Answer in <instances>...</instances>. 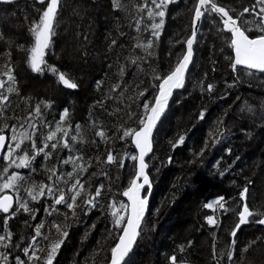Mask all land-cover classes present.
Returning a JSON list of instances; mask_svg holds the SVG:
<instances>
[{
    "label": "trees",
    "instance_id": "16d2710c",
    "mask_svg": "<svg viewBox=\"0 0 264 264\" xmlns=\"http://www.w3.org/2000/svg\"><path fill=\"white\" fill-rule=\"evenodd\" d=\"M217 2L236 9L231 13L235 16L255 0ZM143 3L144 0H121L122 7L114 9L112 0H62L45 60L72 78L78 84L76 89L59 84L51 72H31L25 63L28 53L17 47L24 45L28 49L34 44L29 28L39 20L47 2L0 3V33L4 36L0 40V73L11 64L17 80L14 87L18 88V94L5 93L10 103L0 115V129L8 132L10 144L13 128L17 140L21 139L19 133H34L38 147L45 136L56 131L57 124L65 129L71 124L70 136H78L76 141H70V149L62 143L55 150L46 149L52 152L50 159L45 160L41 153L31 168H25L41 178L37 182L25 179L15 191L16 198L28 202L30 212L16 203V215L6 228V215L0 214V229L13 233L6 248L7 264H17V257L24 264H44L51 246L59 240L63 243L53 264L108 262L120 232L114 227L112 213L123 212L117 211L121 203L125 204L121 193L135 174L131 136L121 138L122 133L141 127L143 104L153 102L160 82L155 77L169 74L185 53L196 0H173L164 9L163 18H149L147 10L138 11ZM149 7L154 8L150 0ZM161 19L164 23L155 37L151 26ZM221 29L215 14L201 19L189 81L175 96L155 134L153 152L147 160L153 192L136 247L125 264H170L172 255L177 256L178 264H232L227 253L232 250L233 240L236 264H264V228L253 222L260 217H251L235 237L231 235L238 224L240 193L245 186L249 189L250 209L264 212V74L237 67L233 70L230 34ZM114 39L116 44L112 45ZM149 42L150 48L137 46ZM0 79L6 77L0 75ZM208 85L213 86L211 91ZM42 101L51 106L45 107ZM36 104H41L42 115L31 122L38 124V130L29 127L27 119ZM64 109H68L69 117L61 121ZM76 125L80 126L79 133ZM100 130L104 138L96 135ZM62 136V132L57 133L58 139ZM181 136L184 140L178 143ZM24 146L31 151L30 142L25 141ZM109 151L116 157L115 163L104 162ZM69 156L83 157L78 163L87 168L79 173L85 184L77 201L79 206L73 210L64 204L55 205L54 197L49 195L32 200L28 188L52 183L46 169L56 167L64 178L56 181V186L67 190L71 181L66 184L64 180L73 165L61 161ZM101 184L103 189L95 206L86 205L83 201ZM220 197L224 198V208L206 206ZM208 217L216 222L209 224ZM40 224L42 235L36 237L34 248L41 259H29L24 248L32 244L34 229ZM54 225H60L67 236ZM246 247L247 252L243 251Z\"/></svg>",
    "mask_w": 264,
    "mask_h": 264
},
{
    "label": "snow or ice",
    "instance_id": "6c2138e0",
    "mask_svg": "<svg viewBox=\"0 0 264 264\" xmlns=\"http://www.w3.org/2000/svg\"><path fill=\"white\" fill-rule=\"evenodd\" d=\"M13 0H0V3H12ZM39 3L44 4L45 0H38ZM114 9H120L122 7L121 0H112ZM173 2V0H150L151 5L154 8L149 7V0H144V3L138 6V11L144 12L147 10V15L149 18L152 17H161L165 16V8L168 3ZM62 3V0H47L46 8L43 10L38 21H34L29 28L30 35L34 37V44L25 49L24 45H18L17 47L20 50H24L28 53L25 63L30 68L31 72L37 74H43L45 71L51 72L57 77V82L69 89H76L78 84L73 81L66 73L59 71L53 65H49L45 60L46 50L49 49L53 35L55 34L54 25L58 16V9ZM193 31L192 36L186 41V52L178 59L175 67L164 77L156 76L155 79H159L162 82L158 85L159 93L155 97L154 102L144 103V115L140 118L139 123L142 127L139 130L126 129L123 131L121 138L131 136L133 142L136 145V148L139 149V156H132L131 159L139 161L138 171L135 174V177L130 181L129 187L123 192V196L127 197L129 204L121 203L120 209L117 211L123 210L120 215H117V212L114 211L112 214L115 217L114 227L120 229L121 235L119 237V242L111 248V259L110 264H122L125 260V257L128 256L129 252L132 249V246L139 235V228L143 217L145 215L147 198L141 195V190L145 185L149 184V177L145 172V169L148 167L145 162L146 155L152 150V133L153 129L156 127L157 122L160 120L162 114L164 113L168 100L172 95L173 89L180 88L183 86L185 73L189 67L193 56V43L196 39L197 30L196 23L201 20V18L206 15L215 14L219 17L220 24H222V31L230 33V46L234 51V62L232 64L233 70L236 69L238 65L244 66L248 69L257 70L261 73H264V0H255V2L250 7H244L243 10L237 13L235 16L231 13H235L236 9L227 8L220 5L217 0H196V3L193 6ZM247 16L253 17V19L246 18ZM139 23V21H137ZM164 20L161 19L159 23L152 24V35L155 37L159 36V32L156 31L162 27ZM258 32L259 35L251 37L249 33ZM3 33H0V40H3ZM116 44V40L112 41V45ZM138 47L150 48L152 47L151 42L147 45H137ZM9 60H11V52L7 53ZM135 63V60L132 61ZM6 71L0 73V75L6 77V79H0V115H3L4 108L8 103H10L9 95L5 93H17L18 88L14 87L17 83L16 76L14 75L15 69L11 64L5 65ZM123 72V69H121ZM119 85L114 86L112 91H116ZM213 88L212 85H208V91H211ZM140 95H144L143 92ZM45 107H50V102L42 101L41 102ZM251 111V109H249ZM41 113V104H36L32 112L29 113L27 118L29 123L28 126L34 130H38V124H34L31 121L40 117ZM69 117L68 109L63 110V114L60 117L61 121H65ZM203 117V113H201ZM23 127V126H22ZM72 125L68 124L67 129L63 127L62 124H57L56 131L51 132L44 138V143L42 146H37L34 133L22 132L19 133L21 137L20 140H17V135L15 134V128L12 129L13 135L11 140L13 144L8 145V151L3 155V160L6 161V165L3 167L2 172L4 176H0V179L4 180L3 183H0V193H4L6 190L17 189L18 185L25 180V177L20 175L18 172H12L9 174V169L11 168H31L32 161L35 160L37 155L43 154L45 160L51 158L52 152L46 151V149L55 150L58 145L62 143L64 148L70 149V141H76L78 139L77 135H71L68 129H72ZM75 130L77 133L80 132V126L76 125ZM3 129H0L2 132ZM62 132L63 136L59 139L57 138V133ZM97 136L104 138L105 133L103 130H100L96 133ZM5 135L0 134V151L5 147ZM184 137L179 138L178 143H182ZM30 142L31 151L24 146V142ZM54 141V142H53ZM49 142H52L49 144ZM175 146V145H174ZM208 147L207 142L205 143V148ZM204 149H201V155L203 154ZM22 153V155H17V153ZM83 157H72L69 156L67 159L61 161L63 164L71 163L73 165V171L67 173V179L64 180L66 184L71 181L70 186L65 189H61L56 186V181L64 179L59 173L56 167L46 169L49 173L48 180L52 181L51 184L42 183L39 185H32L28 188L27 194L31 197L32 200H37L46 195L54 197L55 205L64 204L69 209H75L78 207V198L82 197V193L85 191V184L81 182L79 173L81 171H87V168L78 163L82 160ZM105 163H115L116 157L112 154L111 151L108 152ZM91 164H88L90 167ZM123 167V163L120 164ZM34 171V169H33ZM5 176L7 177L5 179ZM56 178L53 180V178ZM140 177H143V183H138ZM251 183V182H249ZM103 185H99L94 193L89 194V198L83 201L86 205L95 206L96 198L101 195ZM248 187L245 188L240 193V198L244 203L242 204V211L238 213L239 223L235 226V229L232 230L231 235L236 236L237 230L240 228V225L248 223L250 217L258 216L259 219L254 220L253 222L260 225H264V212H258L250 209L247 203V194ZM223 197H220L218 200L213 203L207 204L206 206L211 208L213 204L219 205L220 208H224L225 205L221 203ZM14 203L19 204V208L23 209L25 212H30L28 208V202L22 200L19 197L14 201L12 195H0V212L6 214L3 221L4 228L7 227L9 219L13 218L16 215V210H14ZM112 207H115L113 204ZM51 214V213H49ZM73 215L75 212L73 211ZM35 217L33 216V219ZM216 221L212 217H208V223L214 224ZM58 232L66 237L67 232L61 229L60 225H54ZM41 228L43 224H40L35 227V235L32 238V244L29 247L24 248L25 255L29 256V259H41V257L36 255L35 240L36 237L42 235ZM0 246L5 248L8 247V243L11 242L13 233L8 231H3L0 229ZM62 240L57 241L51 246L50 251L47 253L44 264H53L55 256L58 249L60 248ZM252 243H255L253 241ZM234 245L235 240L232 241V250L227 253V260L231 261L232 264H236L234 259ZM252 245L249 244L248 247ZM248 247L243 249L247 252ZM183 251V247H181ZM31 253V255H29ZM215 247L213 248V256L215 257ZM17 264H24L23 261H20L17 257ZM0 260H3L7 264L8 257L3 253H0ZM170 264H178L177 256L172 255L169 257Z\"/></svg>",
    "mask_w": 264,
    "mask_h": 264
},
{
    "label": "water",
    "instance_id": "95a60500",
    "mask_svg": "<svg viewBox=\"0 0 264 264\" xmlns=\"http://www.w3.org/2000/svg\"><path fill=\"white\" fill-rule=\"evenodd\" d=\"M37 2H38V0H37ZM216 17L219 19V17H218L217 15H216ZM201 19H202V18H201ZM200 24H201V20L198 21V22L196 23V25H195L196 30H197V33H198L199 29H200ZM221 25H222V24H221ZM192 31H193V26H192ZM229 34H230V33H229ZM191 36H192V34H191ZM191 36H190V37H191ZM196 36H197V35H196ZM194 41H195V40H194ZM193 44H194V43H193ZM186 49H187V46H186V44H185V52H186ZM193 55H194V54H193ZM192 60H193V56H192L191 62H190V64H189V67H188V69H187V71H186V73H185V78H184L183 86L180 87V88L173 89L172 95H171V97H170L169 100H168V105H167V107H166L164 113L162 114L160 120L157 122L156 127L153 129L152 138H151V141H152V150H151V151L146 155V157H145V162H146V163H147L148 158L152 155L153 148H154V142H155V141H154V139H155V134H156V131H157L159 125L161 124V122L164 120V118L166 117L167 113L169 112V110H170V108H171V106H172V103H173V101H174L175 96H176L179 92H182V91L185 89V87H186V85H187V82L189 81V76H190V71H191V66H192ZM232 61L234 62V51H233V49H232ZM237 68L242 69V70H247V71H250V72H253V73H256V74H264V73H261V72H259V71H257V70L248 69V68H246V67H244V66H240V65H238ZM161 82H162V81L160 80V82L158 83V85H159ZM158 93H159V88H158V86H157V92H156V94H155V97L158 95ZM155 97H154V99H155ZM154 99H153V102H154ZM141 127H142V125H141ZM138 130H139V129H138ZM2 135H5V137H6V140H5V147H6V144H7V141H8V137H7L6 134H2ZM130 143H131V145H132V147H133V150L135 151V156L138 158V156H139V149L136 148V145H135V143L133 142V138H132V137H130ZM5 147H4V149H3L2 151H0V157H1L2 154H3V152H4V150H5ZM147 165H148V164H147ZM138 167H139V161H138V159H137V160H135V174H136V172L138 171ZM148 168H149V167H147V168L145 169V172H146V174H147L148 177H149V174H148ZM135 174H134V177H135ZM134 177H133V178H134ZM138 183H143V177H140V179L138 180ZM129 185H130V184H129ZM128 187H129V186H128ZM128 187H127V188H128ZM127 188H126V189H127ZM126 189H125V190H126ZM125 190H124V191H125ZM124 191H122V193H121V198H122V200H123L126 204H129V205H130V201H128L127 197H124V196H123V192H124ZM152 192H153V186H152V184H151V179H150V177H149V184L145 185L144 188L141 190V195L147 198V206H146V211H145V215H144V217H143V220L145 219V217H146V215H147V212H148V209H149L150 197H151V195H152ZM241 203L243 204L244 201L241 200ZM240 211H242V207H241ZM250 218H251V217H250ZM250 218H249V219H250ZM143 220H142L141 225H140V228H139V230H138L139 232H140V229H141V226H142ZM238 223H239V215H238ZM245 224H247V223H245ZM245 224L240 225V227L244 226ZM256 225H258V226L264 228V225H260V224H258V223H256ZM121 234H122V233H121V231H120L119 234H118V237H117V239H116V241H115V243H114V245H113V247L119 242V237H120ZM138 238H139V235L137 236V238H136V240H135V242H134V244H133V246H132L131 251L129 252L128 256L125 257V260L122 262V264H125V263L127 262V260L130 258V256L132 255V253L134 252V249H135V247H136V244H137ZM110 259H111V252H110V255H109L108 262H107L106 264H110Z\"/></svg>",
    "mask_w": 264,
    "mask_h": 264
},
{
    "label": "flooded vegetation",
    "instance_id": "af4514ba",
    "mask_svg": "<svg viewBox=\"0 0 264 264\" xmlns=\"http://www.w3.org/2000/svg\"><path fill=\"white\" fill-rule=\"evenodd\" d=\"M45 2H47V0H45ZM0 134H6L7 137H8V141H7L5 150H4L3 154H2V156L0 157V176H4V174L2 172V169L6 165L7 162L4 161L2 157L7 152L8 145H10V140H9L8 132H0ZM13 171L14 172H18V173L19 172L22 173V176L25 177L26 180H32L33 182H37L41 178V176H39L38 173L31 175L25 168L16 169V168L13 167V168L9 169V173H11ZM6 178L7 177L5 176V179ZM3 182H4V180L0 179V183H3ZM15 191H16V189L6 190L4 193H0V195H12L14 197V201H15L16 200V196H17L15 194ZM15 206H16V203H14V210H17L18 208H15ZM0 214L1 215H6V214H4L2 212H0ZM0 253H3V254L6 255L8 253V250H6L5 247L0 246ZM0 264H5V263L2 260H0Z\"/></svg>",
    "mask_w": 264,
    "mask_h": 264
},
{
    "label": "rangeland",
    "instance_id": "374dc122",
    "mask_svg": "<svg viewBox=\"0 0 264 264\" xmlns=\"http://www.w3.org/2000/svg\"><path fill=\"white\" fill-rule=\"evenodd\" d=\"M246 18L249 19V16L246 15ZM254 37H255V36H254ZM153 97H154V96H152V100H153ZM128 186H129V184L123 189V191H124ZM125 204H126V203H125ZM118 234H119V233H118ZM117 237H118V235H117ZM116 239H117V238H116Z\"/></svg>",
    "mask_w": 264,
    "mask_h": 264
},
{
    "label": "bare ground",
    "instance_id": "6f19581e",
    "mask_svg": "<svg viewBox=\"0 0 264 264\" xmlns=\"http://www.w3.org/2000/svg\"><path fill=\"white\" fill-rule=\"evenodd\" d=\"M97 130V129H96ZM92 131V130H91Z\"/></svg>",
    "mask_w": 264,
    "mask_h": 264
}]
</instances>
